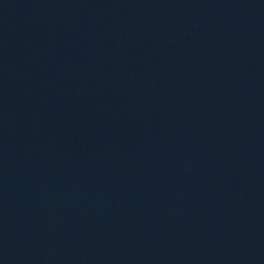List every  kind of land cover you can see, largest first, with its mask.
Listing matches in <instances>:
<instances>
[{
	"label": "water",
	"instance_id": "obj_1",
	"mask_svg": "<svg viewBox=\"0 0 264 264\" xmlns=\"http://www.w3.org/2000/svg\"><path fill=\"white\" fill-rule=\"evenodd\" d=\"M0 264H264V0H0Z\"/></svg>",
	"mask_w": 264,
	"mask_h": 264
}]
</instances>
